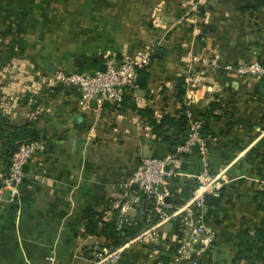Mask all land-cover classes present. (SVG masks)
<instances>
[{
  "label": "crops",
  "instance_id": "1",
  "mask_svg": "<svg viewBox=\"0 0 264 264\" xmlns=\"http://www.w3.org/2000/svg\"><path fill=\"white\" fill-rule=\"evenodd\" d=\"M195 4L197 14L191 13ZM145 51L156 59L122 107L82 109L79 89L52 81L59 71L80 72L74 57L88 67L97 58L121 63ZM206 56L224 65L264 66V0H0V121L6 134L11 126L35 124L43 147L25 166L19 195L0 203V264H46L53 251L57 264H94L96 247L111 250L100 228L89 234L88 216L94 212L108 222L118 215L120 184L140 158L173 153L154 141L139 110L149 109L156 120L181 117L175 101L181 83L185 100L196 86L188 107L198 117L220 98L219 118L210 119L208 156L195 152L182 162L180 175L168 180L169 198L182 202L205 163L228 179L209 211L216 242L204 253L196 250L198 264H264L239 260L237 241L264 217L256 201L264 188V78L214 71L201 63ZM77 115L82 120L74 125ZM4 141L0 181L8 172ZM180 239L177 223L167 224L156 239L126 248L118 264H192L178 256Z\"/></svg>",
  "mask_w": 264,
  "mask_h": 264
},
{
  "label": "built area",
  "instance_id": "2",
  "mask_svg": "<svg viewBox=\"0 0 264 264\" xmlns=\"http://www.w3.org/2000/svg\"><path fill=\"white\" fill-rule=\"evenodd\" d=\"M191 13H198V5L191 8ZM153 52L145 51L117 63L108 59L105 72L93 73L59 71L55 74L54 83L79 89L82 93L80 106L91 110L90 102L97 101V111H102L107 104L121 106L125 97L132 95L138 88L136 79L142 71L152 64ZM201 63L217 71L224 68L233 71L239 77L264 78V66L259 62L249 64L224 65L218 56L201 58ZM196 88V86H195ZM190 89L192 95L185 101L191 105L196 100L198 90ZM198 88V87H197ZM188 90V91H189ZM187 91V92H188ZM135 95V93H134ZM194 95V96H193ZM188 119L187 140L177 147V151L163 157L142 156L132 177L120 184L123 201L118 203L116 218L117 232L125 236L126 231L142 226V229L128 239L123 245L109 251L96 247L93 251L94 264H118L124 250L139 242L151 241L158 236L159 229L170 223H177L181 239L177 250L178 256L198 264L196 250L200 253L210 249L216 242L217 234L209 225L211 196L219 197L228 179L225 172L213 174L205 163L203 171L195 176L196 186L191 196L180 203H168L171 197L167 188L168 180L180 175L179 167L192 153L207 157L212 135L203 133L204 121L195 115L190 108L185 112ZM92 132L94 128L91 129ZM43 149L41 142H32L21 146L13 155L8 172L0 186V203L5 200L3 194L11 191L13 201L26 180L25 166ZM136 186V189L134 188ZM133 211V214L131 213ZM58 259L53 251L46 258V264H57Z\"/></svg>",
  "mask_w": 264,
  "mask_h": 264
},
{
  "label": "trees",
  "instance_id": "3",
  "mask_svg": "<svg viewBox=\"0 0 264 264\" xmlns=\"http://www.w3.org/2000/svg\"><path fill=\"white\" fill-rule=\"evenodd\" d=\"M156 59V54L152 55V62ZM96 66L97 65H93ZM62 88L66 87L62 84H58ZM186 88L183 84H179L176 90V103L182 107L183 115L181 117H173L170 114H164L160 119L156 120L152 118L151 111L149 109L142 111L139 110L141 115L149 118V125L152 128V133L154 135V141L158 143L168 144L171 149L174 147H179L185 143L187 140V132H188V119L185 116V113L189 107L185 101ZM220 98L214 101L211 104L210 109L206 112L205 116H199L204 121L203 133L208 135L209 123L210 119H218L219 117L214 114V112L220 108L219 105ZM127 102H129V98L125 97L124 102L121 107L124 106ZM109 105V104H107ZM106 105V106H107ZM111 105V104H110ZM116 106V105H113ZM118 107V106H117ZM134 109H137L134 107ZM0 125V140L4 138V144L6 145V149H3V157L5 163L7 165V169L10 165L11 158L16 153V151L23 145H27L32 142H40L41 134L40 131L35 127L33 123H26L23 126H11L10 131L5 133L3 129V124H5V120L1 119ZM262 163L264 165V152L260 155ZM2 184V180L0 181V186ZM194 187L187 191L184 194V200L188 199L191 196ZM256 201L260 211L264 215V188L259 190L256 196ZM116 213V212H115ZM114 214V213H113ZM116 218L117 215H112L108 222L102 220L100 214L90 213L88 216V232L89 234L96 235L98 232V228H100L99 234L108 238V242L110 243L111 249L119 247L126 243L129 238L134 236L139 230L142 229L140 225L137 228L129 229L126 231L125 236L120 235L116 230ZM238 241V259H249L256 258L257 260L264 259V217L261 222L260 227L256 229H246L239 233L237 237ZM251 254L252 256H249Z\"/></svg>",
  "mask_w": 264,
  "mask_h": 264
},
{
  "label": "water",
  "instance_id": "4",
  "mask_svg": "<svg viewBox=\"0 0 264 264\" xmlns=\"http://www.w3.org/2000/svg\"><path fill=\"white\" fill-rule=\"evenodd\" d=\"M158 54V53H157ZM71 62L73 63L74 67L76 69H78L81 73H84V72H87V73H93V72H88L87 71V63L79 58V57H74L71 59ZM95 63L97 64V70L99 72H105L106 69H107V64L105 62L103 63H100V61L97 59H95ZM53 71H56V68L55 70L52 69ZM174 77L172 76V79ZM144 80H145V77L144 76H141V75H138L137 76V79H136V82H137V85H142L144 83ZM90 107L91 109H97V101L96 100H92L90 102ZM82 120V117L77 115L75 118H74V125H79L80 124V121ZM177 151V147H174L173 148V152H176ZM134 188H136V186H134ZM4 198L9 200L11 198V191L9 190H6L3 194ZM167 202L170 203L171 202V198H168L167 199ZM219 202V197H215V196H211L210 199H209V203L210 205L212 206H216L217 203Z\"/></svg>",
  "mask_w": 264,
  "mask_h": 264
},
{
  "label": "rangeland",
  "instance_id": "5",
  "mask_svg": "<svg viewBox=\"0 0 264 264\" xmlns=\"http://www.w3.org/2000/svg\"><path fill=\"white\" fill-rule=\"evenodd\" d=\"M51 22H52V24L53 25H55V20H51ZM62 57H63V59H64V61L66 60L65 58H66V56H65V54L63 53V55H62ZM65 57V58H64ZM66 62V61H65ZM88 70L90 71V72H95V71H97V67L96 66H93V64H89L88 65ZM87 70V71H88ZM54 77H55V75L53 76V78H52V81H53V79H54ZM54 82V81H53ZM31 107V106H30ZM33 107V106H32ZM3 263V262H2Z\"/></svg>",
  "mask_w": 264,
  "mask_h": 264
}]
</instances>
